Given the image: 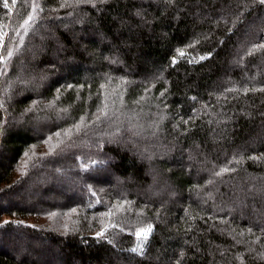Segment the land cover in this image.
<instances>
[{"label":"trees","instance_id":"16d2710c","mask_svg":"<svg viewBox=\"0 0 264 264\" xmlns=\"http://www.w3.org/2000/svg\"><path fill=\"white\" fill-rule=\"evenodd\" d=\"M3 1L0 264H264V4Z\"/></svg>","mask_w":264,"mask_h":264},{"label":"snow or ice","instance_id":"6c2138e0","mask_svg":"<svg viewBox=\"0 0 264 264\" xmlns=\"http://www.w3.org/2000/svg\"><path fill=\"white\" fill-rule=\"evenodd\" d=\"M12 3H13V5H15L16 0H12ZM259 3L264 4V0H259ZM3 6L5 8L9 7L7 0H5ZM33 19H34V17L29 15L28 18L24 21V26H28ZM4 35H7V33H4ZM3 46H4L3 41L0 40V48H3ZM260 47L264 48V45H261ZM12 55H13V52L9 51L7 53V58H11ZM180 55H183V53L181 52ZM7 58L0 57V63H5ZM202 59H203V57H202ZM173 62H175V61H173ZM98 119H99V117H98ZM77 127H79V126H77ZM227 171H228L227 168L222 169L221 172L217 173V175H222L224 172H227ZM5 223H7V222H5ZM106 231H107V229H104L103 231L98 232L97 237L98 238L103 237ZM152 231H153V228L151 225H149L147 228H141L140 230L136 231L135 232V238L137 241V247L132 248L131 251L136 252V253H142L143 252V246L146 243V241H147V239H148V237Z\"/></svg>","mask_w":264,"mask_h":264},{"label":"rangeland","instance_id":"374dc122","mask_svg":"<svg viewBox=\"0 0 264 264\" xmlns=\"http://www.w3.org/2000/svg\"><path fill=\"white\" fill-rule=\"evenodd\" d=\"M3 3H4V1H3ZM59 194H63V191L59 192ZM69 222H70V215L69 214H67L66 216H63V217L54 216V217H52V219L51 218H48V219L41 218V219H38V221H37V223L39 225H42L44 223V224H47L51 229H55L56 231H60V232H63L66 229V226L69 225ZM19 243H20V241H19Z\"/></svg>","mask_w":264,"mask_h":264}]
</instances>
